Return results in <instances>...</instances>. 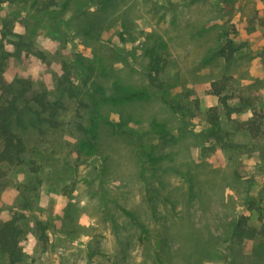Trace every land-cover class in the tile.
I'll return each mask as SVG.
<instances>
[{
	"label": "rangeland",
	"instance_id": "obj_1",
	"mask_svg": "<svg viewBox=\"0 0 264 264\" xmlns=\"http://www.w3.org/2000/svg\"><path fill=\"white\" fill-rule=\"evenodd\" d=\"M55 2L36 16L32 0L0 8V30L11 20L44 55L8 57L5 81L28 79L53 99L66 66L78 88L62 98L59 128L22 132L25 164L0 167V219L21 218L26 263L264 264V135L236 130L250 111L228 118L211 92L224 78L231 103L264 106V0ZM225 34L240 48L228 66L217 54ZM155 55L181 112L147 83ZM214 107L232 147L209 137Z\"/></svg>",
	"mask_w": 264,
	"mask_h": 264
},
{
	"label": "trees",
	"instance_id": "obj_2",
	"mask_svg": "<svg viewBox=\"0 0 264 264\" xmlns=\"http://www.w3.org/2000/svg\"><path fill=\"white\" fill-rule=\"evenodd\" d=\"M22 2L23 0H0V8L3 4L14 5ZM54 6H56L55 0H32L31 7L34 10L32 14L35 16L43 14ZM262 25L264 27V18ZM224 36V43L217 49V54L223 58L226 66H228L234 61L240 48L235 46V43L227 34ZM11 38L13 52L9 53L6 51L4 43L11 40ZM21 53L33 55L44 61L43 52L34 50L32 44L22 34L13 31V22L5 20L0 30V167L2 165L8 167L23 166L26 162L27 145L22 132L33 130L38 135H43L49 130L59 128L61 125L60 113L64 108L62 98L64 96L74 98L78 92L77 85L71 79V73L66 66L63 68V74L56 85L59 95L53 99H50L47 90H35L28 79L17 78L10 83L6 82L3 72L7 58L10 56L19 57ZM166 65L167 62L163 57L153 56L145 68L147 72L146 80L148 85L159 93V97L165 104L173 108L175 112H181L183 105L175 104L167 96L168 91H166V88L168 87L165 88L167 81L164 80ZM224 90V78L211 83V92L217 97L219 105L228 118L232 114L240 115L250 111V116L245 121H234L236 130H242L253 137L264 135V106L252 107L247 96L239 97L238 103L233 104L230 101L232 97L227 96V92L224 93ZM78 104L85 106L82 101H78ZM217 110V107L209 110L207 119L210 125L209 137L212 139L213 144L221 148L232 147L231 143L223 142V132ZM89 112L91 116L101 118L93 108ZM122 117L121 115L120 118ZM79 127L89 138L96 134L95 128L84 129L82 126ZM142 153H145L143 147L138 149L139 156H142ZM28 165L30 172L38 173L39 167L35 161H29ZM146 199L147 204L150 206L151 196H147ZM20 220L21 218L18 216L6 220L0 219V258L3 259L5 264H27L26 253L22 246L25 232ZM36 226L41 230V239L46 243L48 237L45 235V226L41 222H37ZM238 230L236 235L239 238L243 237L246 232L250 233L246 235L250 237L258 232V235L261 236L260 242L263 244L264 222L257 232L254 228H250L249 231H241L239 228Z\"/></svg>",
	"mask_w": 264,
	"mask_h": 264
}]
</instances>
